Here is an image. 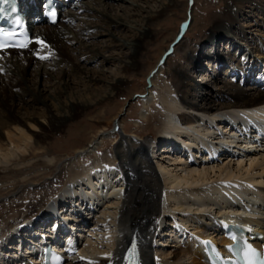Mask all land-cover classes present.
<instances>
[{
  "label": "bare ground",
  "instance_id": "bare-ground-1",
  "mask_svg": "<svg viewBox=\"0 0 264 264\" xmlns=\"http://www.w3.org/2000/svg\"><path fill=\"white\" fill-rule=\"evenodd\" d=\"M105 1H76L56 24L36 26L24 50L0 51V264H30L29 253L40 244L36 234L52 235L45 221L34 230L30 225L35 220H54L57 216L68 221L71 231L84 229L85 223L93 222L81 250L67 264H124L125 254L135 241L142 249L144 264H207L197 237L192 240L187 237L182 244L184 235L180 236L173 227L175 219L198 232L201 240L208 237L218 240L206 227L216 228L222 209L235 197L231 189L245 187L246 194L256 189V199L261 195L264 200V142L262 146L258 143L244 146L230 141L238 147L216 157L206 154L199 157L196 153L193 161L182 155L174 156L180 150L177 144L187 143L184 135L194 133L181 129L183 126L203 134H216L220 129L224 132L230 124H223L225 119L219 113L264 103V78L252 76L264 72V50L258 45L251 48L255 37L248 30L253 26L252 19L259 13L264 15V0H227L229 7L223 9L222 16L211 12L210 22L201 21V26H209L207 40H212L213 48L218 44L215 38L221 36L227 35L232 44L225 54L218 53V46L215 50L219 67L211 64L218 67L211 69L215 70L212 79L222 83L216 95L205 91L198 94V84L189 72L204 66L203 60L211 51L203 54L199 50L197 56L194 54L197 48L189 46L181 56L183 63L166 67L162 72L164 60L178 43L180 31L186 35L192 15L178 21L181 28L173 34L174 38L170 36L166 42L153 46V50L159 47L163 50L158 59L152 62L154 58L146 54L151 40L168 27L158 30L157 25L162 21L177 22L174 18L182 17L180 0H156L157 10H138L135 19L111 16ZM139 1L131 2L139 5ZM178 7L180 13L168 14ZM240 18L244 24L242 21L238 24ZM261 18L260 26H264V16ZM260 22L257 20L258 26ZM119 29L129 34L117 32ZM99 36L105 43L98 42ZM110 49L118 51L117 59L106 55ZM14 53L22 55L12 56ZM84 55L102 57L108 62L115 59L119 75L111 79L104 70H89L81 62ZM42 56L53 62H43ZM144 60L154 67L144 65L147 64ZM140 70H144L143 74L148 71L146 76L153 85H158L161 73L167 76L165 92L158 95L148 89L144 99L146 108L156 103L162 106L161 130L152 139L149 136L154 117L143 114L138 118L137 111L126 114L127 108L120 101L132 96L129 84L133 77L137 79ZM221 73L229 78L221 77ZM242 75L247 84H239ZM76 76L85 84L83 90L72 87ZM233 76L240 82L234 83ZM40 78L52 82L54 90L33 88L32 84L38 85ZM96 84L99 87L95 88ZM96 96L100 97L101 116L94 112ZM110 104L114 106L109 107ZM85 114L98 123L99 130L84 148L76 150L73 160L86 157L96 146L106 145L113 138L115 162L98 165L67 181L72 158L62 154L51 140ZM126 118L138 123L129 126ZM127 126L132 135L126 134ZM156 139H160L158 146L170 151L160 155V147L157 150V145H153ZM240 146L256 149L243 155ZM172 149L176 151L170 154ZM153 158H157L159 169ZM170 165L176 174L168 170ZM224 190L226 193L221 195Z\"/></svg>",
  "mask_w": 264,
  "mask_h": 264
},
{
  "label": "rangeland",
  "instance_id": "rangeland-1",
  "mask_svg": "<svg viewBox=\"0 0 264 264\" xmlns=\"http://www.w3.org/2000/svg\"><path fill=\"white\" fill-rule=\"evenodd\" d=\"M83 1H86V3L87 2L92 3V0H83ZM131 1H134V0H131ZM131 1L107 0V1H105V3L108 4V6L106 7V11L109 12L110 15L114 16V17L115 16L116 17H126V16L129 17V16H131V18L135 19V17H137V16L134 14L138 13L137 12L138 10H142V9L157 10L158 6H159V2H157L156 0H140L139 5H137V4L135 5ZM180 1L181 2H179V6L183 10L182 17L174 18L175 20H177V22L168 23L166 21H162L161 25L158 24L161 28L157 25V27H159V28L156 27V29H158V30H161L163 28L162 26H164V27L168 26V27L165 31H159L158 38H154L151 40V42L148 46L149 51H146V54H148V55H150V57L154 58V59L150 60V61L154 62L155 59L157 58V55H159L163 50L160 47L157 50H153L152 49L153 46L158 44V42H160V41L166 42L167 38H169L170 36L174 38L173 34H176L178 32V28H181V27H179L178 21H183L187 17H191V15H192V19H189L186 35L184 32H181L179 29V31H180V33L178 35L179 39L176 41L178 43L175 44L173 50L171 49L172 51L170 50L171 54H169L167 56L168 58H166L164 60L165 62L163 64L164 67H163L162 72H164L166 70V67H171L172 65H177L179 63L180 64L183 63L184 60H182L181 56H183L182 54L186 53V50L189 49V46L193 47V49L197 48L196 53L194 52V54H196L197 56L200 54L199 50H201L203 54H207V52L211 51L210 55L208 57L204 58V60H203L205 63L204 66H202L196 70H189V72H192L191 74H192V77H194V82L196 84H198V86H197L198 87L197 89L199 90L198 94H200V92H202V91H205V93L208 92L209 95H213V94L216 95V92H218V87L221 86L222 83H221V81H215L214 79H212V76H213L212 71H215V70L211 71V69L214 68L211 66V64L213 63L214 65H217L219 67V64L216 62L215 50L217 51V46H218L219 47L218 53L219 54H225L228 51H230L229 50V44H230V47H232V44H231V40L230 39L228 40L227 35L221 36V37L215 38V40L217 39L218 44L216 46H214V48H213L212 40L211 39L207 40V36H209V31H208L209 26H201L200 23L204 19H206L208 22H210L211 21L210 20L211 15L216 14V15L222 16L223 15V13H222L223 9L228 8L229 4L227 3V0H188V2H187V0H180ZM95 6H97L99 9L103 10V7L98 6V5H95ZM181 9H179V7L173 8L172 10L168 11V14L171 15V14L180 13L179 11ZM204 9H206L207 11ZM247 9L250 10L251 8H247ZM253 12L258 14L257 10H255ZM210 13H211V15H210ZM258 15L259 16L257 18H255L254 20L253 19L251 20V23L253 26L248 29L249 31H252L254 33V34H250V36L255 37V42H252L253 44L251 45V48L258 45L262 48V50H264V47H262V42L264 43V26H260V25H263L261 17L264 15H261L260 13ZM163 20H165V19H163ZM257 20H259V21L261 20L259 26H258ZM241 21L243 24L245 23V21L240 18V20L238 21V24L241 23ZM77 24H78V22H74V25H77ZM168 24H170V25H168ZM117 32L123 33V34H129L124 29H119V30H117ZM99 37L100 38H98V42L99 43H105L103 37H101V36H99ZM199 39L201 40L200 42H199ZM117 52L118 51L115 49H110L109 51H106L105 53H106V55L115 57V59H117V57H118ZM233 52H235V50ZM187 54L189 56L191 53H187ZM19 55H22V54L21 53L12 54V56H19ZM237 55L239 56V54H237ZM6 56H8V55H6ZM240 56L244 57L245 55L243 54ZM115 59H112L111 62H108L107 60L106 61L103 60L102 57H92L90 55H84V58L81 60V62L86 67H89L88 68L89 70L90 69L92 71L94 69H95L94 71L104 70L106 72V74L109 76V78L115 79L116 76H118L120 73L119 64H118V62L116 63ZM42 60H44L43 62H46L47 64L48 63L51 64L53 62V60L50 58L42 59ZM42 60H40V61H42ZM150 61L144 60V63H147L144 65L154 67V64L153 65L150 64ZM230 62L232 63V61H230ZM232 64H234V63H232ZM229 65H230V63H229ZM242 66H245V65L243 64ZM54 70L55 71L57 70L56 67L54 68ZM244 70H246V69H244ZM232 71H234V70H232ZM236 71H238V69H236L235 72ZM137 73H138L137 79H135L136 77L135 78L133 77L131 80V83L129 84V90H130L132 96L125 98V99L122 98L123 100L121 99L120 101L124 102V107L127 108L126 114L127 113L130 114V113H133V111H135V112L137 111L138 118H142L143 114L154 117V121H152L153 131H152V134L149 136L152 139L153 137H156L160 133V130H161V125L163 122L162 118H164L162 113H161L162 106L160 103H156V104H152V106L150 105L148 108H146V106L144 105L145 104L144 99H145V96L147 95V93L149 92L150 89H153L154 91H156V93L158 95L160 93L165 92L164 87H165L166 82H167V81H165L167 76L164 73H161L160 82L158 83V85H153V83H151L149 81L148 76H146L148 71L145 72V74H143L144 70H140ZM145 76H146V78H145ZM202 77H204V79ZM221 77H224L225 79L229 78L226 74H223V73H221ZM73 81L74 82H72V87L74 89L78 90V88H79V90H83L85 88V86H84L85 84L81 81L80 78H78V76L73 78ZM206 81H207V83H206ZM238 82H240V81L236 80L234 83L237 84ZM239 84H241V82ZM32 87L43 89L44 91L45 90L46 91L47 90H49V91L54 90V86H52V82H50L49 80L45 81L44 78L43 79L40 78L38 85L32 84ZM97 87H99V85L96 84L95 88H97ZM96 93H98V92H96ZM96 98L98 100L94 101V105H96L94 107V109H95L94 112H95V115H100V114H98L100 112V110H102L101 106L98 104L100 101V97L96 96ZM113 106H114V104L109 105V107H113ZM109 107L107 106V108H109ZM88 115H89V117H88ZM89 119H90V114H85L79 120L76 119L73 122H71L69 124V126L66 127V130H64L62 133H59L57 136H54V138L51 141L55 146H58L62 150V152H61L62 154L69 155L70 158H72L76 155L75 152L77 149L84 148L90 142V140L92 139V135H94V133L97 132L99 130V128L97 126V124H98L97 122L91 121ZM137 120H139V119H137ZM75 121H78V122L76 123ZM125 123L130 126L132 124L136 125L138 122L136 120L126 118ZM129 126L126 127L127 128L126 134L132 135V133H131L132 130L130 131ZM114 141L115 140L113 138H111L109 140L108 144H106V145L105 144H99L86 157H80V158H77L76 160H73V158H72L70 160L71 164H70V167L68 168V172H67V176H66L67 181H71L74 177L80 176L84 172H86L92 168H95L98 165L114 164V162H115V157H114L115 152L113 151L114 150V143H115ZM162 153L164 154L165 152H160L159 154L161 155ZM174 156L176 157V154ZM153 161H155L154 164L157 167L158 166L157 158H153ZM168 161H169V159H168ZM169 168H170V170H169ZM173 169H174V167L172 165L168 166V170L172 171L174 174H176V172H174Z\"/></svg>",
  "mask_w": 264,
  "mask_h": 264
},
{
  "label": "snow or ice",
  "instance_id": "snow-or-ice-1",
  "mask_svg": "<svg viewBox=\"0 0 264 264\" xmlns=\"http://www.w3.org/2000/svg\"><path fill=\"white\" fill-rule=\"evenodd\" d=\"M0 35H3V36H13V35H15L14 33H9V32H4V33H0ZM38 43H41V44H43V42L42 41H37ZM7 45L6 44H4V43H2V42H0V48H3V47H6ZM19 47H27V44L26 43H21V44H19L18 45ZM41 59H46L47 57H40ZM207 243V242H206Z\"/></svg>",
  "mask_w": 264,
  "mask_h": 264
}]
</instances>
